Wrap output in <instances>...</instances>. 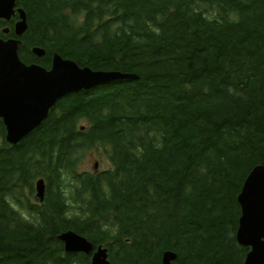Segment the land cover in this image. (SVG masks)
Instances as JSON below:
<instances>
[{
	"label": "trees",
	"instance_id": "trees-1",
	"mask_svg": "<svg viewBox=\"0 0 264 264\" xmlns=\"http://www.w3.org/2000/svg\"><path fill=\"white\" fill-rule=\"evenodd\" d=\"M16 6L23 58L38 46L138 79L66 95L17 145L0 126V264H90L64 252L67 230L111 264H162L165 251L173 264H243L237 197L264 163V0ZM100 151L111 167L81 171Z\"/></svg>",
	"mask_w": 264,
	"mask_h": 264
},
{
	"label": "water",
	"instance_id": "water-1",
	"mask_svg": "<svg viewBox=\"0 0 264 264\" xmlns=\"http://www.w3.org/2000/svg\"><path fill=\"white\" fill-rule=\"evenodd\" d=\"M16 0H0V19L9 20L15 15ZM20 21L14 33L21 37L27 30L25 12L17 10ZM8 32V30H5ZM19 39L0 40V119L5 126V141L17 145L47 118L50 110L66 95L104 85L113 81L137 80L134 73L92 70L80 67L59 54L53 55L52 66L46 70L24 64L18 55ZM32 53L41 57L45 50L34 47ZM83 129V128H81ZM98 163H95L97 170ZM46 183L43 178L34 184L35 197L43 202ZM241 216L236 241L249 248L243 264H264V163L254 167L246 177L237 197ZM57 239L65 253H82L90 256V264H111L108 249L94 246L86 237L67 230ZM177 254L165 251L162 264H173Z\"/></svg>",
	"mask_w": 264,
	"mask_h": 264
},
{
	"label": "flooded vegetation",
	"instance_id": "flooded-vegetation-1",
	"mask_svg": "<svg viewBox=\"0 0 264 264\" xmlns=\"http://www.w3.org/2000/svg\"><path fill=\"white\" fill-rule=\"evenodd\" d=\"M19 8H21V7H17V6L15 7V12L16 13L9 20L0 19V40L6 41V40H9V39H19L21 41V44L19 45L18 54H19V51H20V47L23 44L24 35L26 34V32H25L21 37H17L15 35V33H14L15 24L18 21H20L19 14L17 13V10ZM26 21H27V15H26ZM5 30H8V32H5ZM34 47H38V46H32L30 48V51H28L29 55L25 56V58H23L21 55H19L20 60L26 65H36V66L42 67V68H44L46 70H50L51 66H52L53 55L55 53H51L49 55L45 51V54L43 56L39 57V56L35 55L34 53H32V49ZM1 125L3 126L4 131L6 133L3 121L0 119V126Z\"/></svg>",
	"mask_w": 264,
	"mask_h": 264
},
{
	"label": "rangeland",
	"instance_id": "rangeland-1",
	"mask_svg": "<svg viewBox=\"0 0 264 264\" xmlns=\"http://www.w3.org/2000/svg\"><path fill=\"white\" fill-rule=\"evenodd\" d=\"M81 126L85 127L86 123H81L80 127ZM95 163H98L97 170H104V169H108L111 167V165L109 164L104 152L100 151L98 153H96V152L89 153L86 156V158L82 161V163L80 164V170L81 171H87V172L97 171V170H95ZM36 180L33 183V187H34ZM34 195H35V193H34Z\"/></svg>",
	"mask_w": 264,
	"mask_h": 264
}]
</instances>
